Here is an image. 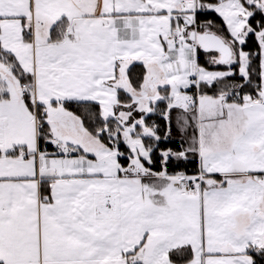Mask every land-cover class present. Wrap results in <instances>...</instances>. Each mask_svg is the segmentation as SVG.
<instances>
[{
	"label": "snow or ice",
	"instance_id": "obj_1",
	"mask_svg": "<svg viewBox=\"0 0 264 264\" xmlns=\"http://www.w3.org/2000/svg\"><path fill=\"white\" fill-rule=\"evenodd\" d=\"M0 264H264V0H0Z\"/></svg>",
	"mask_w": 264,
	"mask_h": 264
},
{
	"label": "trees",
	"instance_id": "obj_2",
	"mask_svg": "<svg viewBox=\"0 0 264 264\" xmlns=\"http://www.w3.org/2000/svg\"><path fill=\"white\" fill-rule=\"evenodd\" d=\"M202 59H203V58H202ZM133 71H134V72H137V71H139V68L133 69ZM69 108H70V110H73V111H77V110H78V109H77V106L74 105V104L69 105ZM175 115H176V113L173 112V116H174V117H175ZM151 119H152V120H158V117H156V116H152ZM158 122L161 124V130L163 131V130H164V128H163V121H158ZM188 134H189V136L192 134L191 129H189ZM180 140H181V136H180V134L178 133L177 128H176V125H175V123H174V124H173V129H172L171 140H170V142L168 143L167 146H169V147H173V148H176L177 145L179 144ZM190 159H191V157H190ZM157 167H158V165H157ZM187 167H188L189 170H191V169L194 167V164L189 163V164L187 165ZM169 170H172V165H171V164L169 165Z\"/></svg>",
	"mask_w": 264,
	"mask_h": 264
}]
</instances>
